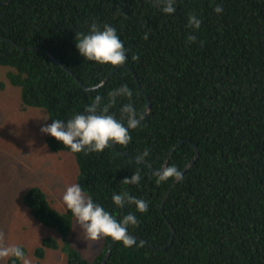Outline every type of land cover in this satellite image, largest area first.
Wrapping results in <instances>:
<instances>
[{"label":"trees","instance_id":"16d2710c","mask_svg":"<svg viewBox=\"0 0 264 264\" xmlns=\"http://www.w3.org/2000/svg\"><path fill=\"white\" fill-rule=\"evenodd\" d=\"M218 4L223 14L214 11ZM176 8L168 16L156 0H0V67L12 70L0 90L21 89L23 109L44 108L51 120L66 122L97 94L77 80L89 89L115 70L97 90L105 104L108 92L123 85L143 115L146 96L151 101L127 146L74 154L49 137L52 151L76 157L78 183L95 200L117 218L135 212L139 220L130 228L136 246L104 237L101 253L87 259L68 242L70 212L54 209L47 191L32 187L24 203L36 221L64 238L68 264H101L112 242L105 264H264V0H176ZM193 14L202 19L195 31L188 25ZM93 21L117 29L129 49L125 65H100L79 54L76 38ZM191 34L197 39L189 43ZM128 102L118 99L110 113L119 119ZM194 145L197 162L164 203L175 181L157 184L145 162L160 168L172 152L168 164L184 172L196 157ZM145 149L150 158L138 165ZM137 170L141 182L124 183ZM113 191L149 201V210L117 208ZM59 248L58 240L46 238L37 253Z\"/></svg>","mask_w":264,"mask_h":264},{"label":"clouds","instance_id":"9594fccd","mask_svg":"<svg viewBox=\"0 0 264 264\" xmlns=\"http://www.w3.org/2000/svg\"><path fill=\"white\" fill-rule=\"evenodd\" d=\"M156 4L165 15L172 16L176 13V0H156ZM214 11L223 14L224 10L222 5L218 4ZM188 25L194 31L199 30L202 19L197 15H190ZM143 38L148 39L147 32ZM196 39L195 34L187 37L189 43L195 42ZM76 47L79 54L87 61L100 65L117 67L125 65L128 61L129 49L125 47L117 29L108 23L100 24L93 21L87 32L79 33ZM103 87L102 79L90 85V93L97 94L91 98V103L83 112L72 114L66 122L64 119L54 118L52 123L41 127V133L62 142L74 154H99L114 145L127 146L132 140L131 130L141 127L145 116L138 112L131 102L133 92L127 85L110 90L106 104L104 96L97 91ZM124 97H127L129 102L124 103L120 108L121 116L118 119L109 109L118 102V99ZM39 118L48 120L51 117L44 113ZM147 158H150V152L145 149L138 154L136 163L143 164ZM153 176L157 184L168 181L183 182L185 179L184 172L174 163L155 169ZM141 180V171L137 170L130 178H126L124 183L138 185ZM60 200L74 219L73 227L79 225L85 240L98 242L101 238L108 237L114 242H121L124 247L136 246V238L130 232V228L139 223L135 212L117 218L78 182L66 185ZM111 200L117 208L134 205L136 212L146 213L149 210V201L131 195L127 191H113ZM103 245L97 255L101 253ZM6 260L10 261V264H31L28 254L21 245L0 243V264H4Z\"/></svg>","mask_w":264,"mask_h":264},{"label":"rangeland","instance_id":"374dc122","mask_svg":"<svg viewBox=\"0 0 264 264\" xmlns=\"http://www.w3.org/2000/svg\"><path fill=\"white\" fill-rule=\"evenodd\" d=\"M9 72L12 70L0 67V83L8 82ZM44 113L51 117L44 108L23 109L21 89L9 85L0 90V243L25 247L31 264H68L62 236L36 221L24 203L26 192L39 186L47 191L52 207L65 212L60 196L66 185L78 182L76 157L52 151L47 144L50 135L40 131L43 125L52 123L51 118H39ZM81 232L79 225L72 227L68 242L84 258L93 259L104 238L90 242ZM46 238L58 240L60 248L46 249L40 257L37 249Z\"/></svg>","mask_w":264,"mask_h":264},{"label":"water","instance_id":"95a60500","mask_svg":"<svg viewBox=\"0 0 264 264\" xmlns=\"http://www.w3.org/2000/svg\"><path fill=\"white\" fill-rule=\"evenodd\" d=\"M13 45L16 47V48H21V47H19L17 44H15V43H13ZM21 49H23V50H25V48H21ZM50 57L56 62V63H58L61 67H63L71 76H74V74L69 70V69H67L61 62H59V61H57L56 59H54L53 58V56L52 55H50ZM115 72H116V70L113 72V73H111L105 80H104V84L108 81V79L110 78V77H112L114 74H115ZM77 80V79H76ZM138 81V80H137ZM77 82L84 88V89H86V90H89L88 88H86L85 86H83V83L82 82H79V80H77ZM146 99H147V103H148V108H147V110H146V112H145V114H144V116L146 117L149 113H150V111H151V107H152V105H151V101H150V99H149V97L148 96H146ZM183 142V140L182 141H180L178 144H177V147H179L180 145H181V143ZM194 148H195V150H196V157H195V159L194 160H192L190 163H189V165L185 168V170H184V174L187 172V170H188V168H190V167H192V166H194L195 165V163L197 162V160H198V158H199V148L196 146V145H194ZM176 150V148H174L172 151H175ZM172 154V152L170 153V155ZM170 155L167 157V160H166V162H165V165H168V162H169V159H170ZM146 164H148L153 170H155L153 167H152V165H150L149 163H147V162H145ZM164 165V166H165ZM178 182H174L173 183V185L171 186V188L167 191V196H166V198H165V200H164V203L166 202V199H167V197H168V195L170 194V192H171V190H172V188L177 184ZM170 227H171V232H172V238H171V241H170V244H172V242H173V239H174V229H173V227L170 225ZM134 236V235H133ZM136 239H139L138 237H136V236H134ZM113 244H114V242H112L110 245H109V250H108V252H107V254L105 255V258H104V260H103V262L101 263V264H105L106 263V261L108 260V258H109V256H110V253H111V251H112V248H113Z\"/></svg>","mask_w":264,"mask_h":264}]
</instances>
